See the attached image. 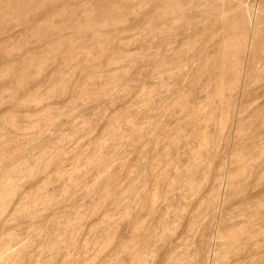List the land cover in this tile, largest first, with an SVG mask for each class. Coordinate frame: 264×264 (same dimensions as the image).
<instances>
[{"label": "rangeland", "instance_id": "obj_1", "mask_svg": "<svg viewBox=\"0 0 264 264\" xmlns=\"http://www.w3.org/2000/svg\"><path fill=\"white\" fill-rule=\"evenodd\" d=\"M0 264H264V0H0Z\"/></svg>", "mask_w": 264, "mask_h": 264}]
</instances>
